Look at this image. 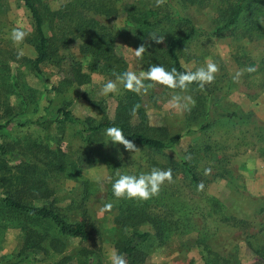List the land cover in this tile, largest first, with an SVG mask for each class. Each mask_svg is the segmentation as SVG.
Returning <instances> with one entry per match:
<instances>
[{"label":"rangeland","instance_id":"obj_1","mask_svg":"<svg viewBox=\"0 0 264 264\" xmlns=\"http://www.w3.org/2000/svg\"><path fill=\"white\" fill-rule=\"evenodd\" d=\"M65 1L44 0L51 10ZM175 1L176 8L167 0H115L116 16H96L115 35V55L137 76L150 69L152 55L164 53L168 41L185 30L167 24L143 31L131 21L130 6L135 14L180 12L202 31L179 47L180 62L193 73L214 63V80L206 84L213 89L215 107L234 116L201 130L209 108L204 91L169 88L141 77L145 87L140 93L149 123L181 134L173 148L155 152L136 145L128 150L109 141L106 131L90 136L81 123H56L59 108L69 109L81 120L98 121L102 115L113 119L120 81L91 69L90 57L80 52V38L61 48L67 59L60 68L46 62L41 65L43 74L35 73L30 13L22 0H0V124L10 121L0 128V143L36 142L48 147L46 155L25 156L37 164L38 175L51 190L48 199L32 203L53 202L72 222L79 221L86 209L91 221L85 241L65 238L64 252L47 253L42 247L49 237L57 236L52 224L7 211L0 204V260L21 252L16 264H55L64 257L65 264H116V243L129 238L132 230L121 229L115 219L122 209L132 207L173 222L162 242L151 236L143 244L148 256L141 264H264V0H246L232 34L223 35L210 33L230 14L236 0ZM246 17H252L254 26L245 23ZM13 29L25 33L22 41L12 40ZM141 46L144 51L137 57ZM71 58L89 74L88 82L64 81L72 79ZM109 80L117 83V91L104 95L102 89ZM43 121L48 122L45 130L38 124ZM58 149L65 153V172L49 170L41 162L55 157ZM189 149L197 172L207 181L202 189L178 168L171 182L166 180L158 194L147 200L114 196L112 185L120 175L167 171L169 157L183 162ZM79 159L84 164L78 170ZM109 203L111 210H104ZM140 230L153 233L149 225ZM83 249L87 254L81 253Z\"/></svg>","mask_w":264,"mask_h":264},{"label":"trees","instance_id":"obj_2","mask_svg":"<svg viewBox=\"0 0 264 264\" xmlns=\"http://www.w3.org/2000/svg\"><path fill=\"white\" fill-rule=\"evenodd\" d=\"M22 1L32 19L33 32L30 43L33 45L36 55L31 62V67L35 73L42 75L41 65L46 62L60 68L62 62L67 59L61 54L60 50L69 45L75 38L81 39L80 52L90 57V66L93 71L102 73L106 78L113 79H117L118 76L128 71L127 64L115 55V35L96 18L97 15L116 16L115 0H67L56 10H51L44 0ZM187 1L194 2L195 0ZM245 1L236 0L230 7V14L219 20V25L210 34H232ZM175 2V0H167L169 6L176 8ZM133 9L134 7L130 6L127 13L131 21L143 31H154V28L167 24L185 30L182 36L173 37L168 41L164 53L158 52L152 55L148 62L150 68L162 66L166 71L175 69L177 75L188 73L189 71L180 62L178 50L180 46L202 31L197 29L193 22L180 12L171 13L169 11L154 10L135 14ZM245 21L249 26H254L252 17H246ZM47 30L49 34L46 33ZM70 61L72 79L65 78L64 81L68 84L88 82L90 79L89 74L82 71L81 63L75 61L74 58H71ZM45 82L50 83L49 79H45ZM120 84L121 94L113 119L102 115L98 121L93 118L81 120L74 116L69 109L59 108L55 122L71 125L81 123L85 128L84 130L91 134L90 136L105 132L110 127H116L122 130L126 140L149 151L161 152L173 148L181 138V134H171L164 126L151 125L142 103L141 93L127 90L121 82ZM187 86L202 90L209 97V108L205 121L200 126L201 130L208 129L219 119L234 116L233 113L215 107L212 98L213 89L208 84L205 83L201 88L199 82L194 81ZM9 123L10 121H6L0 124V128ZM38 124L45 130L48 122L43 121L38 122ZM48 150V147L44 149V144L36 142L20 145L17 141L13 146L11 143H0V189L3 190L0 193V204L7 211L35 220L48 221L52 224L57 236L49 237L47 246L42 247V250L47 253L49 251L62 253L66 249L65 238H75L81 242L88 238V226H90L91 221L86 209L82 211V218L79 221L72 222L59 212L53 202L47 205L32 203L33 200L48 199L51 190L46 186L44 179L38 175L37 164L29 162L25 156L40 152L46 155ZM64 154L63 151L58 149L52 159L48 161L39 160L44 162L49 170L65 172L68 163ZM186 154L188 156L183 162H178L173 157H169L172 177H175L178 168H181L191 183L201 189L199 186L202 184L205 187L207 181L200 176L196 165L192 163V157H194L192 149H189ZM83 161L84 159H79L77 169L78 167L81 168V164H84ZM159 218L144 210H136L132 207L121 210L115 222L121 229L129 228L132 233L129 238L116 243V264L118 258L123 259L124 264H141L145 262L148 253L143 249V244L151 236H155L162 242L167 230L173 223ZM143 225H149L153 233L150 230H140ZM35 245L40 248L38 243ZM205 248L208 250L207 247ZM81 253L87 254L84 253V249ZM215 255L217 256V254ZM20 256L21 252L3 258L0 260V264H16L20 260ZM21 258H26V256ZM66 260L67 257L61 258L55 264H65ZM261 261H264V255Z\"/></svg>","mask_w":264,"mask_h":264},{"label":"clouds","instance_id":"obj_3","mask_svg":"<svg viewBox=\"0 0 264 264\" xmlns=\"http://www.w3.org/2000/svg\"><path fill=\"white\" fill-rule=\"evenodd\" d=\"M25 33L18 29H13L11 38L14 42H20L24 39ZM159 42V41H158ZM144 51L143 46L136 50V56L140 57ZM248 71H254V69H248ZM217 72V66L214 63H208L206 67L198 69L196 72L180 73L176 74L175 69L172 71H166L162 66H153L146 73H141L137 76L135 72L127 71L117 77L123 87L127 90L139 93L142 88L145 87L141 77L148 80L158 82L166 85L169 88L187 87L194 81H198L200 87L203 88L205 83H211L214 80V73ZM103 94L107 95L117 91V83L109 80L103 86ZM190 104L194 105L195 101L191 97L186 98ZM105 135L110 138L109 141L115 144H123L126 149H134V145L125 139L121 129L116 127H110L106 129ZM207 171V170H206ZM171 182L172 173L171 170L162 171L153 169L150 173L140 175H120L118 179L112 185V191L115 197L125 199H140L147 200L158 194L160 186L165 181ZM201 189L203 185L199 186ZM112 205L105 204L104 210H111ZM117 264H124L123 259H119Z\"/></svg>","mask_w":264,"mask_h":264}]
</instances>
